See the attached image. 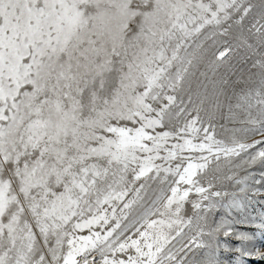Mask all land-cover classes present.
Returning a JSON list of instances; mask_svg holds the SVG:
<instances>
[{"label": "snow or ice", "instance_id": "1", "mask_svg": "<svg viewBox=\"0 0 264 264\" xmlns=\"http://www.w3.org/2000/svg\"><path fill=\"white\" fill-rule=\"evenodd\" d=\"M257 236L264 0H0V264H247Z\"/></svg>", "mask_w": 264, "mask_h": 264}, {"label": "rangeland", "instance_id": "2", "mask_svg": "<svg viewBox=\"0 0 264 264\" xmlns=\"http://www.w3.org/2000/svg\"><path fill=\"white\" fill-rule=\"evenodd\" d=\"M217 131L219 132V129H217ZM254 172H255V175L257 177H259V175H260V169H259V167H257L254 170ZM252 207H255V208L259 209L260 206L258 204H254V205H252ZM221 240L223 241L224 238L221 237ZM228 242L229 243H235V241L234 240H231V239ZM254 244H255L256 247H259L262 251H264V240H261L257 236V238L254 241ZM247 264H264V261H261V260H247Z\"/></svg>", "mask_w": 264, "mask_h": 264}]
</instances>
